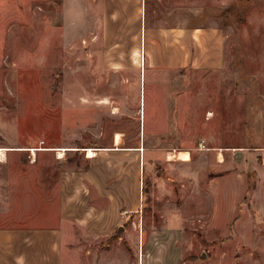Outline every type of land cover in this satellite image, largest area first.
<instances>
[{
  "label": "rangeland",
  "instance_id": "1",
  "mask_svg": "<svg viewBox=\"0 0 264 264\" xmlns=\"http://www.w3.org/2000/svg\"><path fill=\"white\" fill-rule=\"evenodd\" d=\"M2 2L0 225L43 223L116 136L143 145L142 224L181 225L182 264H264V0H147L125 40L99 0ZM170 27L218 28L222 60L162 67L145 28Z\"/></svg>",
  "mask_w": 264,
  "mask_h": 264
},
{
  "label": "crops",
  "instance_id": "2",
  "mask_svg": "<svg viewBox=\"0 0 264 264\" xmlns=\"http://www.w3.org/2000/svg\"><path fill=\"white\" fill-rule=\"evenodd\" d=\"M99 1L104 12L98 18L115 39L125 40V25L142 29L146 24L141 11L147 0ZM8 10L0 0V26L13 24ZM146 33L147 40L160 42L162 67H184L198 60L213 64L223 58L225 38L215 27L159 28L154 34L145 28V39ZM188 39L197 46L187 45ZM88 149L83 167L61 171L57 208L43 223L10 219L0 225V264H182L177 234L183 227L142 224L143 145L125 146V140L118 144L115 136L111 145L95 148L94 156H88Z\"/></svg>",
  "mask_w": 264,
  "mask_h": 264
},
{
  "label": "bare ground",
  "instance_id": "3",
  "mask_svg": "<svg viewBox=\"0 0 264 264\" xmlns=\"http://www.w3.org/2000/svg\"><path fill=\"white\" fill-rule=\"evenodd\" d=\"M94 154H95V150H94L93 148H89V149H88V156H94ZM59 155H60V156L63 155V149H60V150H59ZM180 155H182V156H180ZM179 156H180V158H181L182 160H186V161L189 160V156H186V155L183 154L182 152H180Z\"/></svg>",
  "mask_w": 264,
  "mask_h": 264
},
{
  "label": "water",
  "instance_id": "4",
  "mask_svg": "<svg viewBox=\"0 0 264 264\" xmlns=\"http://www.w3.org/2000/svg\"><path fill=\"white\" fill-rule=\"evenodd\" d=\"M77 149H79V148H77ZM70 150H72V149H70ZM123 229H124V226H121L120 229H119V231L121 232Z\"/></svg>",
  "mask_w": 264,
  "mask_h": 264
},
{
  "label": "trees",
  "instance_id": "5",
  "mask_svg": "<svg viewBox=\"0 0 264 264\" xmlns=\"http://www.w3.org/2000/svg\"><path fill=\"white\" fill-rule=\"evenodd\" d=\"M78 151H81V150H78ZM79 153H81V152H79ZM73 161H75V159L70 160V162H73Z\"/></svg>",
  "mask_w": 264,
  "mask_h": 264
}]
</instances>
